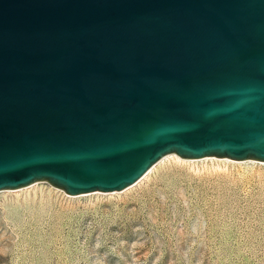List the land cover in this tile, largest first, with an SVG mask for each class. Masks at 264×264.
<instances>
[{
	"label": "water",
	"instance_id": "water-1",
	"mask_svg": "<svg viewBox=\"0 0 264 264\" xmlns=\"http://www.w3.org/2000/svg\"><path fill=\"white\" fill-rule=\"evenodd\" d=\"M168 154L264 162V0H0V191Z\"/></svg>",
	"mask_w": 264,
	"mask_h": 264
},
{
	"label": "rangeland",
	"instance_id": "rangeland-1",
	"mask_svg": "<svg viewBox=\"0 0 264 264\" xmlns=\"http://www.w3.org/2000/svg\"><path fill=\"white\" fill-rule=\"evenodd\" d=\"M162 159L120 191H0V264H264V162Z\"/></svg>",
	"mask_w": 264,
	"mask_h": 264
},
{
	"label": "bare ground",
	"instance_id": "bare-ground-1",
	"mask_svg": "<svg viewBox=\"0 0 264 264\" xmlns=\"http://www.w3.org/2000/svg\"><path fill=\"white\" fill-rule=\"evenodd\" d=\"M171 155H173V154H171ZM178 157V156H177ZM163 160V159H162ZM161 161V160H160ZM151 171V169L141 178V179H143V178H145L147 175H148V173ZM140 179V180H141Z\"/></svg>",
	"mask_w": 264,
	"mask_h": 264
}]
</instances>
